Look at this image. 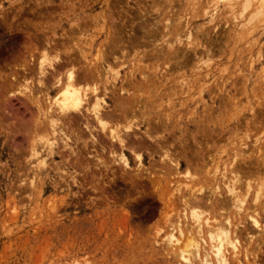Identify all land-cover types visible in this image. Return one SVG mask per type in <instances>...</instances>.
Instances as JSON below:
<instances>
[{
  "label": "rangeland",
  "instance_id": "rangeland-1",
  "mask_svg": "<svg viewBox=\"0 0 264 264\" xmlns=\"http://www.w3.org/2000/svg\"><path fill=\"white\" fill-rule=\"evenodd\" d=\"M248 1L0 0L4 19L0 20V264L177 263L155 238L181 216V196L189 190L199 196L212 190L211 177L239 163L234 153L241 141L249 144L244 156L253 160V146L264 142V12L254 14L259 0ZM140 24L149 33L144 34ZM120 25L122 37L116 31L113 38L119 37L116 44L123 52L117 50L108 59L106 85L110 89L109 83H125L128 90L123 94H127L133 90L128 78L114 80L116 76L143 73L154 78L168 70L167 80L158 81V90L152 86L139 93L147 115L137 114L128 121L137 135L153 128L157 118L162 121L167 131L161 128L152 134L168 138V153L180 163L177 171L161 163L165 149H137L142 165L125 150L128 173L115 161L120 153L116 146L113 154L97 145L82 149L81 141L72 144L77 146L72 156L62 145L55 149L58 154L43 151L44 140L35 128L37 108L28 99L30 92L36 96L45 91L37 84L38 64L49 66L59 51L62 59L71 55L67 59H81V64L97 63L112 39L110 32ZM131 33L149 43L128 45ZM169 44L187 48V65L179 54L168 63L152 55ZM172 61L178 62L177 68L171 67ZM100 96L104 98L103 93ZM92 125L96 135H102L97 123ZM80 136L87 139L84 133ZM48 138L55 140L51 134ZM33 147L42 151L43 168L36 166ZM78 155L83 164L77 163ZM156 186L171 190L173 202H167ZM258 258L264 264V253Z\"/></svg>",
  "mask_w": 264,
  "mask_h": 264
},
{
  "label": "bare ground",
  "instance_id": "bare-ground-1",
  "mask_svg": "<svg viewBox=\"0 0 264 264\" xmlns=\"http://www.w3.org/2000/svg\"><path fill=\"white\" fill-rule=\"evenodd\" d=\"M249 2L251 1H248L247 3ZM259 5V9H257L258 11H256L255 9L254 14H256L257 12H264V0H259ZM262 14L264 15V13ZM0 20L4 19L0 18ZM143 25L140 24V29H142L144 34L149 33V30L146 29V27ZM168 28L167 30L170 29ZM116 31H118L119 37H122V33H124L121 25L119 29H113V31L110 32L112 39L110 38L111 41L108 42V45L106 44V53L103 54V57L100 58L101 61L98 59L97 63L93 62L92 64H81V59H79L80 61L78 62L74 60V58L67 59L71 55L67 57V53L65 54V52L64 57L67 58L62 59V51L55 52L56 55H54V60L53 62H49V66H47L48 68L45 64H38L39 62L37 63V84H40V86L43 87L45 91H43V95L36 96L35 94H33V92H30L28 95V99L31 102L35 103L37 108L38 119H36L35 121V128L37 131L41 132L40 138L41 140H44L43 144H45V146L43 147H45V149L43 151H46V154L48 155L58 154L60 151H55V149L59 148H57L58 145H62L65 151L68 150L69 152H71H67L69 153V155L74 152L75 155L77 154L75 150L77 146L73 147L72 144L77 145L80 143L79 141H81L82 149L87 145H90L92 147L97 145L101 151L107 149L111 153L113 152V148H115L116 146V148H119L120 153L115 161L118 163L120 168L125 171V169L130 168L129 160L124 153L125 150L133 152L134 155L136 150L141 148H144L146 150L148 149L150 152H157L156 150L159 151L160 149L164 151L165 149L163 158L161 159V163L163 165H167L166 169L175 167L174 169L177 171L180 163L178 164L177 160L176 163H174L171 159V155H169L168 153L170 152V148L168 149V146L170 147L168 138L166 136H162L156 139V137L152 134L153 132L157 133L161 130V128H163V125L161 123L162 121L160 122L157 118V120L152 125L153 128H147V130L144 131L143 135H137L134 132H131L133 130L130 129H132L133 125L129 123L130 121H128L131 117H136L137 114L142 117L147 115L143 111V109L146 108V101H141V98L143 97L140 98V92H145L146 90L149 91L152 86H154L153 88L159 87L160 85L158 86L157 83L160 82L162 84L165 80H167L166 72L168 70L166 69L167 71L165 72V74H161L160 76L155 74V76L157 75L158 78H155V76L154 78L149 77L148 74L146 75L143 73L134 75L128 74L120 78L116 76L114 80L120 81L123 78H128V84L131 83V89L133 90L132 92H126L127 94H123V91L125 92V90H128L124 87L125 83L120 82V86L109 83L110 89H108L106 83L108 82L107 76L110 72V66L109 64H107V62L109 58L113 57L112 54L116 53V51L119 49L116 44L118 43L116 40H119V37H117L118 39L113 38L115 33H117ZM131 31L135 30L131 28ZM154 32V29H151V33ZM156 32L158 33L157 29ZM177 33L179 32H176V34ZM128 34L130 35V33ZM190 34L191 33H189L188 36H190ZM127 40L128 42H126L128 45L133 44L140 46V44L147 45L149 43V41L140 42L139 39L137 40L136 34H132V36L128 37ZM121 44L119 46H122ZM165 47L166 48H164L163 46L158 47L156 52L152 55L159 59L161 58L162 60L166 59V62L170 61V58L174 59L171 56H174L175 54L181 55L180 57L183 61V64L188 60L185 52L187 51L186 47H173L170 44L169 46ZM44 48H42V52ZM80 49L79 51L84 54V51ZM196 49L198 50V48ZM195 50L194 52L197 51ZM104 51H102V53ZM205 53L208 54L207 52ZM78 54H80V52ZM77 56L79 57V55ZM81 56L82 54H80L79 58H81ZM176 58H179V56ZM114 60L116 61V59ZM75 61L77 62L76 64ZM176 64L177 65H174L173 62V66L169 63L170 66L172 65V68H177L179 64L178 62H176ZM183 64L181 65V67L183 66ZM29 71L33 73V71L31 70ZM123 81H125V79ZM98 84L101 85L100 87L104 86L102 87L103 89L101 91L99 90L100 87L99 89L97 87ZM38 88H35V90H37ZM42 89H40L41 92ZM98 90L100 92H98ZM51 92H54V94L52 95ZM102 93L104 95V98L100 96V94ZM105 98L110 99L111 103H107ZM93 122L97 123L100 130L102 131V135H96L95 129L92 125ZM120 122H124L127 124L120 126L118 125L120 124ZM255 122H257V120H255ZM256 124L257 123H255V125ZM146 125H151V121L147 120ZM165 131H167V129ZM121 132L123 133L122 135L120 134ZM130 132L133 133V136L130 135ZM83 133L87 137L88 141L86 138H81L80 134ZM50 134L55 136V140L53 142L48 138ZM171 141H173L172 138ZM257 141H259V139H257L253 144H257ZM248 145L249 144L242 141L241 143H239L238 149L234 153V158H239V163L233 169H229V171H223L221 173V176L219 177L217 174L213 175L210 180L212 181V179H214V187L212 190L210 189L208 192L204 193V196L195 194L196 191H191L189 190L190 188H187L186 186V188L189 190L187 191L188 193H185L179 199V203L182 207L181 216H177L179 217L177 221L175 220L176 218L174 219L173 222L175 223L172 224L173 227L171 226L170 230L166 231L160 237H157V234L155 238V243H157L158 245H162L163 252L167 257H172V259L174 258L173 261H176L179 264L263 263H261L258 257L259 253H264V142H262L263 146H260L258 144L253 146L252 152L256 151V157L254 158V160L250 159V157H246L247 155L244 156L245 150H249ZM185 149L187 150V148ZM32 151V155H34L36 158V166L39 168H43L45 165V161L44 158H41L42 151L37 152L35 147L32 148ZM78 157L80 158L79 155ZM135 159L139 165H142V155L140 153L135 154ZM80 160L78 162L76 160L75 161L77 163H81L84 158H80ZM104 165L107 167L105 163ZM125 172H127V170ZM130 175L131 174L129 173L128 176ZM189 186L190 185H188V187ZM156 188L160 192V195H164L167 197V202H173V199H175V194L170 193L171 190L166 191V189L163 188L160 191V186H156ZM98 190L94 191L98 192ZM175 190L176 193L180 192L178 188H176ZM100 192L103 193L102 190ZM158 231L160 232V230Z\"/></svg>",
  "mask_w": 264,
  "mask_h": 264
}]
</instances>
